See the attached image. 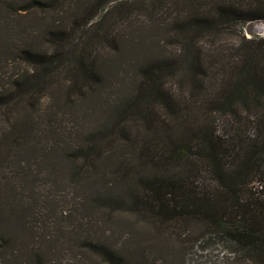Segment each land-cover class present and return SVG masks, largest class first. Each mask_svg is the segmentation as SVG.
<instances>
[{"label":"trees","instance_id":"obj_1","mask_svg":"<svg viewBox=\"0 0 264 264\" xmlns=\"http://www.w3.org/2000/svg\"><path fill=\"white\" fill-rule=\"evenodd\" d=\"M78 1L0 7L21 18L0 35L21 66L0 85V264L65 252L53 220L71 212L37 197L43 177L85 198L66 253L87 264H156V251L180 264L188 242L195 254L222 246L228 264H264V38L218 45L264 22V0ZM109 10L127 19L122 35L91 31ZM105 44L120 47L116 59ZM29 211L47 216L41 232ZM123 212L137 220L126 249L109 237ZM146 235L157 245L138 241Z\"/></svg>","mask_w":264,"mask_h":264},{"label":"rangeland","instance_id":"obj_2","mask_svg":"<svg viewBox=\"0 0 264 264\" xmlns=\"http://www.w3.org/2000/svg\"><path fill=\"white\" fill-rule=\"evenodd\" d=\"M27 0H0V7L2 4H15L16 6L21 5V4H26ZM75 0H68L66 4H73ZM131 0H113L111 4H114L115 2H120L125 3L129 2ZM78 4H81L77 0ZM85 2V3H84ZM92 2V3H91ZM98 0H86L82 1V4H96ZM91 4L89 6H91ZM111 4L108 6V8H111ZM67 7V6H66ZM109 10L107 13L100 12L96 18H94V27L92 28L91 31H96L98 34L103 33L104 31H108L109 33L115 32L117 35L120 33L122 35L121 29L125 28L127 25L126 20L124 18H119L116 17L115 11L110 12ZM72 11L69 12L71 14ZM171 14V12L169 13ZM13 18L5 19L3 14H0V35L1 31H4V27H8L7 30H5V33L10 32L12 34L17 33L18 27L16 26L15 23H12V21H17L20 20L21 18L18 17L17 15H12ZM141 20H145L146 18L140 17ZM23 21L26 20V18H22ZM110 22L111 26L108 24ZM12 23V24H11ZM110 26V27H109ZM264 27V22H251L248 23L247 25H242L238 27H233L230 29L229 35L225 34L223 37L218 39V45L222 44L223 40H235L236 38H239L238 34L242 32L246 35L247 38H264V31L262 28ZM111 28V29H110ZM30 29V28H29ZM111 30V31H110ZM26 34H24L25 36ZM2 36V35H1ZM18 38V36H15ZM139 41V38H137ZM163 39V38H162ZM1 40V39H0ZM203 46L208 47L210 43V39L208 40H203ZM2 43V41H0ZM105 52H109V55L106 59H110L112 57H115V59L118 57L119 54V49L112 48L111 45L105 44ZM104 46V45H103ZM0 47H4L1 45ZM12 57L10 53L5 49V48H0V85L4 84L10 78L15 75L19 70H20V64L14 62L11 60ZM173 83V82H172ZM171 83V84H172ZM222 123V121H221ZM14 171V166L8 165L6 169V174L11 175V173ZM47 174L48 172H44ZM45 181L40 182L37 184V197L42 201L45 200V197L49 198L51 201L52 199L56 200L60 208H63L64 210L67 209L68 212H71V216L67 217H61L59 218V221L54 218L53 224L55 223V226H57L59 223L63 224L66 231L63 234H60L57 239H60L58 244H63L66 245L65 252L61 254H56L54 257L47 259L46 264H87L84 262L83 257L82 259L80 258L79 255H77V258H75V252L71 253H66L68 250V247L71 248V244H68L69 239L75 238L76 232H78L79 236L81 235V232H79V229H75L74 227L76 226L77 222L78 225L77 227L80 226V223H85L86 221L84 219H87V214L85 213V198H76L73 190L70 187H58V185H54V188H51L49 185V179L46 177H43ZM262 179L257 176L252 183L249 185L250 188L253 189V187L260 188V181ZM263 181V180H262ZM248 186V187H249ZM23 190L26 195V197L30 198L33 196V193L30 189V187L27 184H23ZM74 203H78L79 205L75 207ZM78 208V213L74 212V209ZM29 217L28 220H33V224L36 228V231L41 232L42 227L45 225L44 222L47 221L45 218V214L41 213L39 215H33L31 211L28 212ZM47 217V216H46ZM115 221L117 226H115V231L109 234V237L111 240L114 242L119 241L122 246L126 249L127 247H130L131 241V236H133V233L131 232V228H135L136 226L134 223L137 221L136 216L134 214H131L130 212H123V213H118L116 214ZM119 223H124L126 226L124 229L118 228ZM129 224V225H127ZM110 229V227H109ZM108 229V231H109ZM137 229H139V225L137 226ZM56 234V233H55ZM149 235H146L143 238H139L140 240L136 239V241H141L145 242V245L151 246V244L157 245L158 243V238L156 241L150 242L148 239ZM189 249L188 251H184L181 249H176L177 251L181 252V259L179 258L180 264H228L227 263V254L225 253L226 251H223L222 246H218L216 244H209L208 247L204 252H200L195 254L194 251L197 250L194 248L191 250V247H194L192 243H189ZM188 247V246H187ZM156 259V264H164V258L163 256L156 251L153 253L152 257ZM175 258L172 257V259Z\"/></svg>","mask_w":264,"mask_h":264},{"label":"bare ground","instance_id":"obj_3","mask_svg":"<svg viewBox=\"0 0 264 264\" xmlns=\"http://www.w3.org/2000/svg\"><path fill=\"white\" fill-rule=\"evenodd\" d=\"M262 30L264 31V27L262 28Z\"/></svg>","mask_w":264,"mask_h":264}]
</instances>
